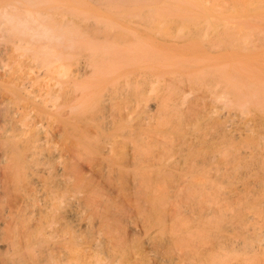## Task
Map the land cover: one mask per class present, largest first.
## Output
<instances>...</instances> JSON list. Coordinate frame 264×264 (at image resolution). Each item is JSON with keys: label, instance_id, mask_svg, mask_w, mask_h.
I'll use <instances>...</instances> for the list:
<instances>
[{"label": "bare ground", "instance_id": "6f19581e", "mask_svg": "<svg viewBox=\"0 0 264 264\" xmlns=\"http://www.w3.org/2000/svg\"><path fill=\"white\" fill-rule=\"evenodd\" d=\"M10 2L49 13L75 42L40 52L0 32V264H236L240 257L244 264H255L251 254L264 255V243L256 227L244 228L241 237H254L258 244L245 243L240 252L242 242L235 233L241 228L232 222L233 203L226 204L247 185L230 186L245 178L232 164L235 152L221 164L215 153L196 161L188 157L193 145L181 147L175 156L171 143L145 135L123 152L122 129L133 113L128 101L134 92L140 100L147 93L141 94L133 77L134 82L94 79L141 67L137 65L148 58L166 62L170 69L163 73L170 82L187 80L192 89L205 87L220 108L240 115L264 112V83H242L264 82V77L236 67V62L209 63L196 74L184 73L192 60L163 57L148 50L142 39L148 28L177 43L189 37L212 48L228 43L245 48L253 45L255 35L264 38V28L253 29L245 14L242 23L234 24L217 0ZM90 3L97 9L82 6ZM233 11L240 14L238 8ZM81 57L89 69L72 73L71 65ZM241 70L245 76L237 74ZM143 79L151 93L162 90L158 77ZM178 85H168V99L164 97L175 102L160 101L164 110L170 107L176 114L186 99ZM216 134L232 136L221 123ZM152 143L154 150L149 149ZM128 172V185L119 188L114 180ZM160 182L168 184L170 197L188 195L191 201L183 211L154 212L147 197L156 194L157 185L162 190ZM222 185L228 190H221Z\"/></svg>", "mask_w": 264, "mask_h": 264}, {"label": "rangeland", "instance_id": "374dc122", "mask_svg": "<svg viewBox=\"0 0 264 264\" xmlns=\"http://www.w3.org/2000/svg\"><path fill=\"white\" fill-rule=\"evenodd\" d=\"M217 1L220 3L221 8L225 9L224 16L229 17L234 24L237 25L242 23L241 21L242 14H245L247 16L246 23L249 24L253 29L258 30L260 28H264V0H217ZM248 3H250V5ZM82 6L85 7L86 9L89 8L97 9L96 4L90 3L89 7L88 4ZM234 7L240 9V14H237L235 13V11H233ZM166 28L168 29V27ZM187 38L188 41L181 39L183 42L177 43V40L172 39L171 37L163 34L152 32L148 28H145L142 37V39L149 44V48H147L148 50L155 51L161 54L163 57L174 56L175 61H181L183 59L192 60L191 61V63L193 64L192 66H187L185 69H182L184 73L196 74L198 73L200 66L209 63L232 64L236 62L237 63L235 65L236 67L243 66L248 71H251L255 75L264 77V38L255 35L253 37V45H251L252 47L248 45V47L245 48L237 44L230 45L229 43L223 44L219 48L218 47L212 48L201 43L199 39L197 40L198 42H195L192 41V39H190L189 37H186L185 39ZM126 39L128 41H131L133 40V37L128 36L126 37ZM158 42L161 45H159ZM140 63L141 64L137 66H141V67H136V66L126 67L121 69L119 72H117L116 73L117 75L112 74L110 76H106L103 78L94 79L95 82H111V81L134 82L136 80L135 82H137L141 94L143 95L144 93H147L144 94L145 96L143 95L144 100H140V96H138L136 92H134L135 95H132V97H130L128 101L127 105L132 106L133 113L131 115V118L128 121L124 122L122 131L125 134V136L121 138V145H122L121 148L123 147L122 151L126 152V150L129 147H131L134 143L138 142L140 137L145 135L147 136V138L149 137L148 139H150L151 137H152L151 139L154 138L164 139L166 141V144H169L170 147L172 144V146H174L173 150L175 156H178L181 147H184L185 149H189L191 145H193L191 150L188 152L189 155L188 157L196 161L202 159L204 155L215 153L218 154L217 161L221 164L225 161L226 157L229 156L231 151L235 152L236 155L234 157V161L232 164L235 166L238 173L241 172V174L242 173L245 174V178L233 182L230 186L239 187L241 186V181H244L245 184L247 183V185L242 191L240 192L239 190L236 191V196L234 197L235 199L233 198L234 200L231 198L226 201L227 205L233 203L234 205L233 207L229 206V208L231 209L230 212L233 214L232 222L241 228L238 231H236L237 234L235 233V238L238 239L240 242H242L239 246L240 252L245 251L244 248L247 246L246 244L252 247L257 246L258 241L256 238L249 237V239H243L240 235L244 228L247 229L248 227L249 228L256 227V232L259 234V237L261 238V242L264 243V217H262L264 216V211H263L264 210V112L252 111L246 115H240L234 110H230L227 108H220L221 104L219 102L218 103L213 102L212 95L206 90L205 87L192 89L191 86L193 82H188L187 80L183 82H170L169 79H167L169 78L170 75L163 73V71L170 69L169 67H165L166 62L161 61V63H157V62H152L151 59L146 58L143 60V62ZM146 65L150 67V70L144 67ZM79 68L87 69V70L89 69V67L87 66L86 58L81 57L79 61L71 65L70 70H72V73H74V71ZM136 69H137V75L136 73H134L136 72ZM140 74L141 75L144 74V76H140ZM237 74L241 76L246 75L245 73H243V71L242 72L238 71ZM145 76L150 77L151 80L158 77L159 78L158 82L162 90L159 91L158 93H151L149 91L150 90L149 82H142ZM132 77L136 79L133 81ZM178 83L180 84L178 85L179 87L178 90L180 91L182 89L185 91L186 99L183 103L177 106L179 113L176 114L174 113V111L170 110V107H168L169 111L166 108L164 110V104L162 106V103L165 102L166 99H168L166 98L168 97V92H166L167 91L166 87L168 85L178 84ZM242 83H264V82H242ZM159 94L160 96L162 95L161 99L160 96L158 97ZM197 99L200 101H198ZM172 101L175 102V98H173ZM172 101L166 100V102L170 104ZM130 102L132 103L130 104ZM155 108L156 110H154ZM210 109H213L215 112L209 113ZM159 111L161 112V114H159ZM153 112L155 114H153ZM153 117H157V118H153ZM166 117L168 118V120ZM170 118H172V120ZM162 119L164 122L159 121ZM173 119L177 121L175 122ZM159 123H161L160 127H159ZM163 123L164 125H162ZM220 123L226 127L227 132H229L232 135L231 137L224 138L221 135L218 136L216 134L218 131V125ZM155 126H157V128ZM163 129L164 131H162ZM149 132H150V136H149ZM151 133L154 134V136L151 135ZM214 136H216V139H213ZM150 146H152V148ZM150 146L149 149L151 150L155 149L154 143H152ZM164 148L167 150V147ZM214 162H216V160ZM131 176H132L131 172H128L127 177L118 178L115 179L114 181L119 188L120 187L122 188L124 185L126 186L128 185L129 181L127 179H130ZM165 182H160L161 186L159 185V187H162L163 191L161 190V188L157 189L158 186L157 185L155 186V189L157 190L156 194L151 193L150 194L151 196L149 195L147 197L148 200H150L151 197L150 203H153L155 205V208L153 209L154 212L157 214L159 210V213L163 212L167 214L176 211H180V212L183 211L187 207L191 199L188 197L187 194L186 196L184 195L179 198L170 197L166 191L168 187L167 184L168 182L167 183ZM221 190L227 191L228 187L226 185H222ZM212 192H214L215 194V191ZM245 197H247V199ZM238 203L239 206H237ZM138 216L139 214L134 213V217H138ZM250 217H254L258 221L249 219ZM175 218L179 220L184 218V216L183 215L177 216ZM244 220H247V222L245 223ZM251 256L254 258L255 264H262V263L264 264V261H262L264 259L263 257L264 255L261 256L260 254H251ZM238 257L239 256H237V258ZM237 261L238 262L236 264L242 262L243 259H241L240 257V259H238ZM241 264H244V262H242Z\"/></svg>", "mask_w": 264, "mask_h": 264}, {"label": "clouds", "instance_id": "9594fccd", "mask_svg": "<svg viewBox=\"0 0 264 264\" xmlns=\"http://www.w3.org/2000/svg\"><path fill=\"white\" fill-rule=\"evenodd\" d=\"M0 32L17 37L28 47L55 51L75 42L67 27L36 6L0 0Z\"/></svg>", "mask_w": 264, "mask_h": 264}]
</instances>
